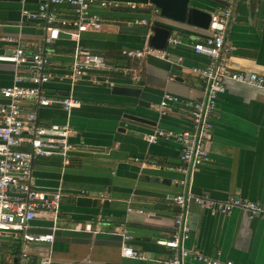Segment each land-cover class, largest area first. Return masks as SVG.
<instances>
[{
	"label": "crops",
	"instance_id": "obj_1",
	"mask_svg": "<svg viewBox=\"0 0 264 264\" xmlns=\"http://www.w3.org/2000/svg\"><path fill=\"white\" fill-rule=\"evenodd\" d=\"M101 1H115L121 7L102 8ZM140 1L96 0L91 12L101 16L100 30L84 32L78 40L75 34L69 35V39L60 38L46 47L44 23L26 19L23 14L24 9L35 11L37 1L0 0V56L16 47H24L28 53L49 51L46 70L51 81L42 86L43 93L56 98L72 94L79 102L69 112L58 105H22L24 112L35 111L39 125L68 123L75 151L66 167L61 166L59 157L36 159L32 165L40 190L61 191L58 213L39 212L30 229L32 234L54 230L53 242L31 243L0 236V264H38L41 259H48L50 264H160L171 256L160 242L173 236L178 212L173 198L177 195L188 191L193 197L206 195L217 203L238 197L264 205V91L224 79L225 92L212 114L210 161L189 177L178 171V143L151 144L146 139L157 127L172 131L190 127L188 109L203 98L205 90L202 79L191 69L209 63V58L195 53L193 46L211 33L162 19L153 6ZM195 2L211 15L228 7L224 0ZM127 3L139 7L131 9ZM132 18L149 22L139 28L160 25L172 30L163 51L167 60L154 56L136 59L122 53L148 47L145 37L119 33ZM74 20L69 6L57 8L60 28L74 31ZM77 43L102 55L109 66L87 71L71 87L64 78ZM225 43L231 48L225 57L228 72L264 75V0H234ZM17 75L24 77L22 86H30L26 65L17 69L0 61V88L12 85ZM118 86L140 89V97L112 93ZM165 93L176 96L179 103L159 111ZM140 100L149 107L140 106ZM6 103L0 97V105ZM125 115L145 122L129 120ZM188 204L187 250L221 262L264 264V219L239 209L228 215H211ZM125 246L144 253L147 260L123 256ZM22 253L28 256L26 263L21 261ZM187 264L201 263L187 260Z\"/></svg>",
	"mask_w": 264,
	"mask_h": 264
},
{
	"label": "built area",
	"instance_id": "obj_2",
	"mask_svg": "<svg viewBox=\"0 0 264 264\" xmlns=\"http://www.w3.org/2000/svg\"><path fill=\"white\" fill-rule=\"evenodd\" d=\"M36 1L37 9L35 11L24 9L23 14L26 19L41 20L44 23L46 47L55 43L60 33L71 36L75 34L78 40L80 34L98 31L102 27L101 16L91 12L96 0ZM224 1L228 3L227 9L211 15L208 26L210 36L193 46L195 53L209 58V63L206 67L191 69L192 73L202 79L205 90L203 98L195 101L188 109L190 127L183 131L157 127L151 135L146 136L151 144H157L160 141H174L179 144L181 155L178 171L185 177H189L199 166L210 161L208 145L213 129L212 114L218 98L225 92L224 79L264 91V75L228 72L225 68V57L231 49L225 43V38L233 19L231 6L234 0ZM61 5H67L72 9L75 16L74 31L62 29L57 25V8ZM99 5L102 8L121 7V3L115 1H101ZM125 6L131 9L139 7L136 3H127ZM148 23L146 19L132 18L127 22V26L145 27ZM169 42L174 44L175 40H169ZM122 53L136 59L154 56L167 60L165 52L151 47H145L142 50H126ZM48 54L49 51L44 49L28 53L24 47H16L8 55L0 56L1 62L10 63L17 69L26 65L30 74L28 87L21 85L24 77L17 75L12 85L0 88V97L7 101L6 104L0 105V236L8 235L31 243L53 242L54 230L51 233L32 234L31 223L42 211L56 215L61 199L60 190L46 193L36 186L32 172L33 161L40 158L59 157L61 166L66 167L70 165L71 154L75 151V146L70 141L73 130L68 123L39 125L35 111L24 112L22 109V105L26 102H31L36 108L58 105L65 112L79 105L72 94L56 98L43 93L42 86L51 81V76L46 70L49 63ZM108 66V60L102 55L77 43L73 51V63L64 80H68L73 87L87 71L106 69ZM177 103L179 100L176 96L165 93L159 102V111ZM191 200L208 210L211 215H228L231 211L239 209L250 217L264 219V205L259 202L232 197L224 203H217L206 195L193 197L188 191L179 194L173 198L178 209L173 220V236L160 242L171 251V256L160 264H187V260L201 264H232L230 261L221 262L184 247L190 234L187 204ZM124 240L127 241L128 237L124 236ZM122 253L123 256L131 259L147 260L144 253L127 246L123 248ZM20 258L23 263L28 261L25 253H22ZM38 264H50V261L41 259Z\"/></svg>",
	"mask_w": 264,
	"mask_h": 264
},
{
	"label": "water",
	"instance_id": "obj_3",
	"mask_svg": "<svg viewBox=\"0 0 264 264\" xmlns=\"http://www.w3.org/2000/svg\"><path fill=\"white\" fill-rule=\"evenodd\" d=\"M26 1L30 2L33 0ZM142 2L149 3L151 6H153L158 11V16L162 19L191 25L199 29H208L211 20V14L196 6L195 0H143ZM233 9L234 1L231 6L232 15ZM119 33L145 37L148 47H151L158 51H165L167 50L168 39L172 34V30L165 26L163 27L160 25H151L148 28L120 27ZM60 38L69 39L70 37L67 34L60 33L59 39ZM112 93L137 99L140 97L141 90L134 87L118 86L112 89ZM66 95L67 93H64V96ZM138 104L140 106L149 107V104L142 100H140ZM125 118L133 121L145 122V119L131 115H125ZM188 203L189 206L194 204L196 205V207L201 208L198 204L194 203L193 200Z\"/></svg>",
	"mask_w": 264,
	"mask_h": 264
},
{
	"label": "trees",
	"instance_id": "obj_4",
	"mask_svg": "<svg viewBox=\"0 0 264 264\" xmlns=\"http://www.w3.org/2000/svg\"><path fill=\"white\" fill-rule=\"evenodd\" d=\"M142 1H143V0H141L140 2H142ZM18 250H19V249H16V254H18Z\"/></svg>",
	"mask_w": 264,
	"mask_h": 264
}]
</instances>
